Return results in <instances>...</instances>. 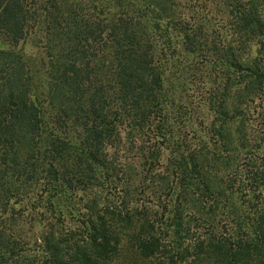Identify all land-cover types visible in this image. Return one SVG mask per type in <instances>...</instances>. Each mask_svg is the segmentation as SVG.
<instances>
[{
  "label": "trees",
  "instance_id": "1",
  "mask_svg": "<svg viewBox=\"0 0 264 264\" xmlns=\"http://www.w3.org/2000/svg\"><path fill=\"white\" fill-rule=\"evenodd\" d=\"M217 1L222 40L180 0H0V264H264V0ZM190 57L195 145L167 112ZM149 176L178 205L138 203Z\"/></svg>",
  "mask_w": 264,
  "mask_h": 264
},
{
  "label": "rangeland",
  "instance_id": "2",
  "mask_svg": "<svg viewBox=\"0 0 264 264\" xmlns=\"http://www.w3.org/2000/svg\"><path fill=\"white\" fill-rule=\"evenodd\" d=\"M181 6L184 11L192 12L193 17L195 19H201L203 22H207L211 25H214L215 34L218 39L221 38L223 35L227 34L226 31V24L224 20L219 15V8H217L218 1L217 0H180ZM220 33V34H218ZM42 36V31L37 29L35 33H33L30 37L26 39L23 43H21L18 48L21 49L26 55H31L36 59L39 56L40 47L39 39ZM228 36V35H227ZM195 58L190 57L189 62L187 64V68L185 71L190 72L189 74L185 73L179 68L178 72H182L185 76L184 78L181 76L180 73L177 72L176 68H173L172 71H176V73L172 74V85L170 86L171 93L170 96H175L173 102H170L167 106L168 118L169 121L177 128L180 129L179 134H184L188 142L195 145L198 143L199 140H208V134L205 133V128L203 125V121L205 119L211 120L210 113L206 110V106L203 103V98L205 95V90L207 89V83L202 79H198V76H194L193 67ZM184 81V85L179 84L178 82ZM178 96V97H177ZM172 98V97H171ZM207 116L208 118H203ZM213 136L215 138H218ZM222 147H217V156L226 155L227 153L225 150H221ZM133 151L127 153L128 156L133 155ZM136 156V154L134 155ZM138 167V163H135ZM221 167V168H220ZM225 170L222 169V166L217 165L212 169V175L214 177V183H217V180L220 178L222 173ZM157 172H160L161 177H166L168 173V169L166 165L163 163L158 168ZM160 178V177H159ZM157 178H151L150 176L145 180L142 186H139L137 189V193L135 192L134 199L138 201V203L144 205V207L151 209L152 211H163L162 205L164 203H168L169 206L178 205V199L174 196V194L170 193L169 190L160 191L156 189L157 187ZM171 183V182H170ZM174 185V182L171 183ZM219 185V184H218ZM118 191V190H117ZM115 192V200L119 203L118 193ZM160 194V196H158ZM207 203V202H206ZM228 209L220 202L219 208L216 210V215L214 219H216L220 224L226 225L229 224L228 218ZM182 217L185 219H189L192 217L194 221H192V226L194 230L201 229L204 225L203 221H197V218L201 219L198 214H194L192 209L182 208ZM110 264H148L145 261L140 260L134 257L132 254L124 253L120 258L114 260ZM150 264V263H149Z\"/></svg>",
  "mask_w": 264,
  "mask_h": 264
}]
</instances>
